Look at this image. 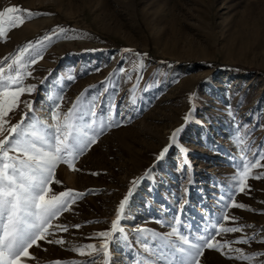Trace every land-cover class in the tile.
<instances>
[{
  "label": "rangeland",
  "instance_id": "1",
  "mask_svg": "<svg viewBox=\"0 0 264 264\" xmlns=\"http://www.w3.org/2000/svg\"><path fill=\"white\" fill-rule=\"evenodd\" d=\"M12 6L41 13L16 27L5 23L6 39L0 38V60L31 42L22 71L32 73L24 85L36 88L19 98L34 102L26 123L43 125V131L56 103L66 112L87 90L77 126L91 135L104 125L97 143L75 161L79 171L63 163L55 170L60 183L51 185L54 193H86L53 220L69 226L67 232L53 227L48 236L64 245L39 241L29 249L35 259L26 264H87L90 258L72 249L103 242L93 234L110 229L134 179L120 222L128 240L110 244L111 264L155 259L135 229H148L144 236L153 246L160 241L150 233L167 234L176 217V226L193 240L213 234L218 223L243 225V231L216 239L233 241L231 247L246 254L264 253V179L249 178L245 193L236 192L234 179L242 161L237 131L248 133L253 151H264V0H0V11ZM24 110L21 103L9 113L10 122L17 123ZM260 172L264 168L253 169V175ZM229 196L254 211L225 207ZM225 214L237 219L225 222ZM253 235L250 243H235ZM229 255L236 253L206 249L201 264L264 262V256L246 261ZM95 264H103V257Z\"/></svg>",
  "mask_w": 264,
  "mask_h": 264
},
{
  "label": "snow or ice",
  "instance_id": "2",
  "mask_svg": "<svg viewBox=\"0 0 264 264\" xmlns=\"http://www.w3.org/2000/svg\"><path fill=\"white\" fill-rule=\"evenodd\" d=\"M40 14L18 6L4 8L0 11V38L6 39L7 29L3 26L5 23L9 27H16L23 24L25 18ZM60 31L64 32L65 30L60 29ZM45 39H49V37H45ZM30 48L31 42L19 49L17 54H9L0 60V264H26L27 260H34L35 257L32 256L29 249L33 246L39 247V241L46 240L49 244L64 245L63 239H48V236L52 235L50 230L53 227L59 231H68V225H53V220L59 217L62 212L70 211L71 205L86 193L73 189L54 193L51 185L60 183L59 180H55V170L58 165L63 163L70 169L79 171L75 168V161L97 143L104 128L102 123L100 131L89 135L88 132L77 126V114L87 90L76 97L66 112L61 113V105L56 103L55 108L50 110L52 123L48 124L43 131H41L43 125L26 123L29 113L33 111L34 102L20 101L19 98L25 93L30 95L36 88L34 84L24 85L25 76L32 74L22 71L26 67L24 54L28 53ZM124 51L132 52L134 50L124 49ZM137 55L146 56L147 53H138ZM36 62V59L30 60L31 64ZM120 71L125 72L124 69H120ZM193 97L194 94L190 95V101L193 100ZM21 103L25 106L21 119L17 123H11L9 113H14ZM91 115L95 116L96 112L93 110ZM190 117L191 111L184 117L186 123ZM243 127L247 128L248 126L244 125ZM181 131L182 127L171 133L169 138L171 143L159 153L158 160L162 159L169 147L176 143ZM247 137L248 133L241 135L239 131L234 137V142L238 146H242V161L234 177L237 182L235 190L239 193H245L249 189L247 184L249 178L264 179V172L253 175V169L264 168V164L261 163L264 161V151H253ZM245 150L251 152V159L246 155ZM181 151H186V149L182 148ZM97 174L93 173V175ZM147 175L146 171L145 176ZM138 179H143V177ZM136 183L137 180L134 179L133 187L129 188L127 194L119 202L115 216L111 220L110 229L93 234L95 237L104 238L103 242L99 245L88 243L72 249L79 252L81 256L87 255L90 258L87 264H95V261L101 256L103 264H111L110 244L119 239L128 240V234L120 222ZM229 200L231 203L225 207L253 210L250 206L237 202L234 196H229ZM222 219L225 222L232 221L234 223L237 218L225 214ZM180 223L179 217H176L175 224L171 225V231L165 235L151 232L150 238L160 241L153 246L149 245L148 238L144 236L145 233H149L148 229H135L140 237L139 244L145 252L152 253L155 259L148 257L145 261L134 260V264H159L161 260L166 264H201V258L206 249L219 251L223 255L234 252L236 255H229L228 258L246 261L264 256L262 252L246 254L243 249L232 248L233 241L216 239L217 236L243 231V225L226 226L224 223H218L213 234L198 236L193 240L189 235H185L179 230L176 225ZM72 227L80 228L81 225L76 224ZM255 239V235L244 236L236 240L235 243L247 244ZM261 242H264V239ZM129 247L131 250V246ZM84 249L89 251L85 253ZM49 264H85V262L57 260L49 262Z\"/></svg>",
  "mask_w": 264,
  "mask_h": 264
}]
</instances>
